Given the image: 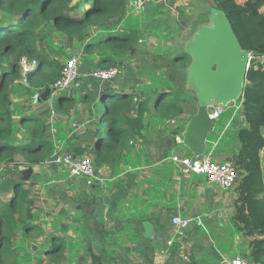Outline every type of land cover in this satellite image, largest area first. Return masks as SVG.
Here are the masks:
<instances>
[{"label": "trees", "instance_id": "16d2710c", "mask_svg": "<svg viewBox=\"0 0 264 264\" xmlns=\"http://www.w3.org/2000/svg\"><path fill=\"white\" fill-rule=\"evenodd\" d=\"M211 2L226 14L242 48L253 55L242 95L238 98L242 100L241 119L244 123L237 132L240 146L227 159L233 160L238 174L232 218L238 229L251 238L249 251L243 257L253 264H264V182L260 158V151L264 148V59H259L264 55V0ZM126 12L127 0H0V178L8 177L15 182L6 200L0 194V264H18L21 260L22 255L14 244L18 232L25 238H36L45 233L42 249L37 253L39 257L36 256L39 260H43L42 256L47 257V263L60 264L67 258L66 240L70 230V223L61 222L62 215L78 224L82 219L84 227L89 223L82 208L79 209L81 217L76 219L66 208L67 205L81 203L84 200L82 196L65 188L56 189V185L49 187L46 183L40 187L55 202L63 203L64 208H60L56 216L61 233L52 228L45 232L38 221V216L46 209L36 204L32 187L39 184L41 177L32 179L31 175L29 180L22 181L19 175L24 168L37 167L52 157L55 146L47 122L51 109H33L32 104L37 97L30 94L31 97L25 100L27 104L20 105L14 112L13 92L19 89L20 97L31 90H53L64 63L55 58V52L43 43L47 32L52 30L63 34L69 46L79 45L83 54L99 51L96 68H120L121 62L139 47L138 30L128 32L120 28ZM44 27L48 29L41 33ZM93 31L94 34L91 33ZM23 56L34 63L24 75V86L19 64ZM153 60V69L162 71L166 86L150 100L151 108L146 101H138L136 112L153 110L159 118L168 120L182 114L193 115L197 104L192 93L184 87L185 69L190 63L188 53L181 48L176 53H161ZM113 82L101 81L99 100L103 103V113L100 119L106 123L108 138L99 134L95 140L92 160L96 168L103 163H111L108 158L117 150L127 132L121 120L127 124L130 122L127 113L134 108L133 98L137 96L118 91ZM63 93L57 96L55 111L68 115L75 98L69 91ZM86 98L87 95L82 94L80 100ZM96 132L99 133V129ZM74 136L78 137L76 133ZM66 150L75 156L88 155L86 146L73 149L70 146ZM50 167L54 169L53 177L57 176V166L51 164ZM87 232L82 233L83 251L87 253L82 258L89 257V260L80 258L76 264H107L104 257L92 248L90 234L93 226ZM104 237V231H101V240ZM78 239L82 240L79 235Z\"/></svg>", "mask_w": 264, "mask_h": 264}, {"label": "crops", "instance_id": "0c3cea01", "mask_svg": "<svg viewBox=\"0 0 264 264\" xmlns=\"http://www.w3.org/2000/svg\"><path fill=\"white\" fill-rule=\"evenodd\" d=\"M157 1L170 10L177 26V29L168 32V35H172L170 40L167 39L169 41L168 46L172 43L175 45L177 40L181 43L184 42L198 24L208 19V17L202 18L201 11L199 12L196 6L192 4V0ZM209 6L212 9V5L209 4ZM192 9L196 10L194 16L191 15ZM206 13L209 16L211 10ZM137 30H140V27ZM181 43L180 45L177 43V46L182 48L183 43L182 45ZM153 46L155 47L152 48ZM139 47L143 53L138 58H141L147 52L145 56L149 58L146 59V64L150 67L153 61V57L150 56L151 53L158 52L155 51V39L152 41V37H150L145 44L143 43ZM137 52L136 50L135 53ZM137 56L138 54L128 56L127 59L121 62L124 73L131 76L127 80H130L131 84L139 83L142 80L138 75L139 72H153L152 67H150V71L147 66L139 69V66L143 67V65H139L137 62L139 59H136ZM78 68H80L79 60ZM88 71L90 72L89 69L82 71L87 73V75L82 76L83 73L81 75L79 70L78 77L82 76L81 81L86 83L84 87L80 84L79 88L81 90L83 87L86 90L96 92L94 98L99 99L103 85L101 81L91 77ZM155 74L158 75V72L155 71ZM116 85L117 90H122L118 84ZM120 85L123 88L126 86L129 91L133 90L126 83ZM86 90L87 98L83 101H75L68 115L56 114V117H60L59 120L54 118L52 112L50 113L47 122L49 125L51 124V136L56 134V131L52 128L55 119L67 125V128L74 127V132H70L69 138H76L73 137L75 133L78 134L87 129L94 130L92 125L87 127L92 120L90 116H85L89 107L86 104L88 107L85 108V103L89 102V94ZM83 92H81V95ZM140 97L151 108L149 98L146 95ZM134 98L135 106L132 111L127 113L130 122L127 124L124 119L121 120V125L127 130L126 135L121 140L117 150L108 158L111 163H103L96 168V179H94L92 186H84V178L72 176L68 167H57L55 172L57 176L53 177L54 169L39 165L33 167V173L36 172V177H41L37 187L41 188L40 185L46 183L49 187L56 185V189L65 188L70 193L76 192L84 200L101 199L103 196L110 200L111 204L105 205V219L101 230L104 231L105 237L102 240L99 239V246L96 250L104 257L107 264H186L189 254L194 255L192 264L197 262H200V264H216L217 260L221 264H228L227 261L230 258H227L226 255L232 253L234 249H241L238 248L239 245H244V249L240 253H247L251 238L238 229L232 218L237 197L235 189L223 190L219 186L209 183L204 176L193 173L185 174L179 163L173 160L175 156H193L190 148L182 142L191 115L182 114L168 120L160 119L150 110L136 112L139 108L137 107L139 102L135 101ZM240 121L242 122L241 125L235 123V127L238 125L237 132L241 126H244L241 114ZM215 123L213 129L208 133L214 139H209L207 135L205 152L208 151L207 144H209V141L214 144V140H217V146L219 145L223 137V131L230 126V124H226L223 130L218 132ZM76 139L87 141L81 137ZM95 140V138L91 139L92 146ZM52 142L61 146L63 151H67V147L59 142L56 143L53 137ZM180 143L189 150L186 148L178 149L177 144ZM80 145L79 143H71L72 149ZM238 145L240 146V144ZM239 146L236 150L233 148L229 152L217 153L215 154L216 159H213H227L238 151ZM188 153L189 155H187ZM260 158L264 182V148L260 151ZM63 171H68L70 177H76L79 181L69 180V177L62 176ZM41 190L43 189L41 188ZM50 198L55 200L52 196ZM60 203L62 206L56 212L63 207V203L55 202L56 205ZM92 206L99 210L101 204L95 202ZM70 208L68 210L72 214ZM73 208L78 209L77 205L74 206V204ZM173 215L199 216L203 221V226L192 224L183 238L175 237V240H173L174 227L171 223ZM74 218L76 217L74 216ZM88 221L86 227L82 225V223L85 224L82 219L80 220L81 224L79 223L80 227L83 226L84 234L88 233L87 230L90 227L93 226V229L95 227L94 221ZM147 221L152 225L153 234L149 242H144L142 234L145 230L144 222ZM73 222L76 224L75 226H78V222ZM73 229L74 227H71L70 224L69 233L71 235H73ZM81 239L82 245H77L79 254L83 252L85 246H83V236ZM170 239H172V244L168 245L167 242ZM146 249L147 252H145ZM77 259L75 264L78 262ZM202 260L205 261L202 262Z\"/></svg>", "mask_w": 264, "mask_h": 264}, {"label": "rangeland", "instance_id": "374dc122", "mask_svg": "<svg viewBox=\"0 0 264 264\" xmlns=\"http://www.w3.org/2000/svg\"><path fill=\"white\" fill-rule=\"evenodd\" d=\"M211 1L212 0H192V4H194L196 6V8L199 12L201 11L200 14H202V16H203L202 18H204V17H208L206 12L208 10L209 11L212 10V9H210V6H209V4L210 5L212 4ZM150 3H154L155 8L151 11L145 12L143 10L135 9L133 7L128 6V0H127V12H126L121 24H120V28L122 30L131 32L134 30L136 31L137 28L140 27V30L137 31L138 32L137 38L139 39L138 45H141L143 43L145 44L150 37H152V41H154V39H155V42H156L155 51H158V52L151 53L150 56H152L153 58L160 55L162 52L176 53L179 49H181L180 46H177V43L180 45L181 41H179V40L175 41V45H173L174 43L170 44V46H168V44H167L169 42V41H167V39L170 40L171 36H172L171 34L168 35V32L169 31L171 32L172 30L177 29V26L174 23V19H173V16H172L170 10L168 8L164 7L163 5H161L160 2L157 0H151ZM191 11H193L191 15L194 16L196 14V10L192 9ZM47 29H48V27H44L40 31L42 33V32H45ZM91 33L94 34L95 31H93ZM91 40H93V38H91ZM43 43L45 45H47L49 50L55 52V55H56L55 58L61 60L62 63H65V61L69 57L76 55L79 58V65H80L79 70L81 72V75L83 73L82 76L87 75L86 72H82V71H85L86 69L87 70L88 69L93 70L96 68L95 65H96V62H97L98 57L100 55L99 51H95L91 54H83L79 45L76 44L74 46V44H73V45L69 46L68 41L65 38V36L59 32H55L54 30L47 32V38L43 40ZM182 43H181V45H182ZM150 45H151V43H150ZM154 47L155 46H153L152 48H154ZM139 48L137 49V51H138L137 53L129 54V56H134L135 54L136 55L138 54L136 59H139V60L137 62L139 63V65H143V67L139 66V69H143L145 66H147L146 59L149 57L145 56V55H147L146 54L147 52H146L144 56H141V58H138L143 53L141 51V49H139ZM154 61L155 60L152 61L151 66H150L152 68L154 67V64H155ZM150 67H148L149 71H150ZM119 69H120V73L114 78L113 83L118 84L122 90H125V92H132V93H135L138 95L143 94V95H146L149 98V100H152L153 97L156 96L155 94L160 92L166 86L167 81L162 76L163 74H162V71H160V70H154L153 69V72L152 71H150V72L147 71L144 73L139 72L138 75L140 76V80L141 79L142 80L139 81V83L131 84L129 82L130 80L127 81L131 76L124 73L122 66ZM21 70H22V68H21ZM141 71H143V70H141ZM155 71L158 72V75L155 74ZM26 72L27 71H21L20 72V76L22 78L21 79L22 85L26 83V82H24L25 81L24 75ZM160 74H161V76H160ZM82 76H80L76 80H74L65 89V91L64 90L53 91V90L46 88L43 91L31 90L29 93H24L22 96L19 97V89L16 88V90L13 92V102H12V107L14 108V112L17 111V109L19 108L20 105L27 104L25 102V100H27L31 97L30 94H33L34 97H37V99L35 100V104L34 105L32 104L33 109L41 111V110H44L46 108H50L51 112L54 115V118H58L60 120V117H56V114H58V113H56L57 111H55V104H56V101L58 98L57 96H59L60 94L63 95V94H65L63 92L69 91V92L73 93L72 95L74 96L76 102L80 101L81 92L84 91L82 94H86V92H85L86 89L83 88L86 83L81 81L83 78ZM133 77H134V75H133ZM79 80L81 81V83ZM18 81H20V79ZM76 81H78V82H76ZM121 83H126V85L131 86L133 88V90L129 91V88H127L126 86L123 88V86L120 85ZM80 84H81V86H83L81 90L79 88ZM86 91L89 94V97H88L89 102L85 101L86 102L85 105L87 104L89 107L87 105L85 107V108L88 107L87 112L85 113V116L86 115L90 116V118L92 120L91 123L89 125H87V127L92 125L94 127V130L99 129L100 132L99 133L96 132L95 139L98 138L99 134L104 135L105 138H108L106 123L104 120L101 121V119H100V117L102 116V113H103V103L98 98H94L96 96V92L91 91V90H86ZM118 91H120V90H118ZM45 99H46V101H45ZM239 101L240 100H236L237 103H239ZM150 111L152 112L153 110H150ZM240 114H241V111H237V110L231 108V106L229 105V106H226L224 113L222 115H220L218 117V119L216 120L215 128L217 129L218 132L222 131L223 127L226 124H230V126L228 127V129L223 131V137H222L221 141L219 142L218 146H217V144H218L217 140H214L215 141L214 144H212L211 141L208 142L209 144H207V150L212 152V154L214 156L213 158H215V154H217V153L219 154L222 151L229 152V151H232L233 148H234V150H236L237 147L239 146L238 144H240V142L237 139L236 133H237L238 125L242 124V122L240 121ZM187 116H189V115H187ZM160 119H162V118H160ZM59 120L55 119V122H53L52 128L56 131V134L51 136V140L53 137L54 140L56 141V143L59 142L64 147H67V148H70L71 143L72 144L79 143L83 146H86L87 154L90 157L95 156V150H94L95 142H94V145L92 146L91 140L90 141H82V140H79L76 138H69L70 132H74L73 131L74 127L67 128V125H64ZM186 121H187V119H186ZM235 123H238V125L236 127H235ZM50 126H51V124H50ZM262 130L264 132V128ZM208 138L214 139L211 135H208ZM177 146H178V149L179 148L180 149L186 148L187 150H189L182 143L177 144ZM208 151H206V152H208ZM187 155H189V153ZM229 157H231V156H229ZM217 160H222V159H217ZM42 165H45V164H42ZM45 166L50 168V165H45ZM61 167H64V166H61ZM63 170H65V169H63ZM95 173H96V166H95ZM32 175H33L32 179H34L36 177V172H34ZM62 176L69 177L68 178L69 180H76L77 182L79 181V179H77L76 177L75 178L70 177L68 171H63ZM32 189H33L34 198L36 200V204L39 206H43L46 209L43 211V213H41L38 216V221L44 226L45 232L49 231V229L52 228V229L57 230L58 233H61L60 232V225H59V223H57L58 219L56 218V216H57L56 211L59 209L60 206H62V204L60 203V204L56 205L55 200L51 199L44 190H41V188H38L37 184L34 185L32 187ZM8 196H10V193H5V194H3L2 199L6 200L8 198ZM60 202H62V201H60ZM70 206H71L70 209L72 210V216L79 217L80 216V211H79L80 208L76 210L75 208H73V204L67 205L66 208L69 209ZM53 208H54V210H53ZM62 218L63 219L61 222L70 223L71 227H74L76 229V231L73 229L74 230L73 235H71L69 233L70 230L67 232V240H66L67 258L64 261H62L60 264H75V260L77 259L78 255H79L78 259L82 258V254H81L82 252L79 254V249L77 248V245H82V241H79L78 235L80 237H82L83 236L82 233H83L84 229H83V227H80L79 224H78V229H77L75 226L76 224L73 221H71V218L65 217L64 215H62ZM19 233L20 232H18V235L14 241L15 246L19 250V255H22L21 260L19 261L18 264H56L54 262L47 263V259H46L47 257L42 256L43 260H39L40 258H38L39 254H37V253H40V250L42 249V243H43V240L45 237V233L41 236L36 237V238H30V237L25 238L21 235V233L20 234ZM172 239L175 240V236H173ZM84 245H85V243L83 244V246ZM243 246L244 245H239L238 248H241V249H234L232 251V253L226 255L227 258H232L234 256H243V254L240 253L244 249ZM145 252H147V249L145 250ZM84 255H87V253H85ZM87 259L89 260V257L82 258L81 260L85 261ZM215 263L221 264L219 260H217ZM89 264H90V262H89Z\"/></svg>", "mask_w": 264, "mask_h": 264}, {"label": "water", "instance_id": "95a60500", "mask_svg": "<svg viewBox=\"0 0 264 264\" xmlns=\"http://www.w3.org/2000/svg\"><path fill=\"white\" fill-rule=\"evenodd\" d=\"M211 5L212 10L207 21L198 24L182 46L183 51L190 57V63L185 69L184 87L192 93V99L197 104V111L190 116L182 142L190 148L193 156L199 158L205 151L207 135L216 121L209 116L206 107L211 104L227 106L238 100L243 92L248 68V52L242 48L229 19L214 3ZM154 8V3L146 4L143 11L148 12ZM167 62L165 59V63ZM77 135L90 141L96 137V130L87 129ZM32 173L33 167L24 168L19 179L27 181ZM14 185L11 178H0V194L11 192ZM95 202L101 204L99 210L92 206ZM107 204L110 205L111 202L106 196L83 200L77 204V208H82L87 219L95 223L90 234L94 250L99 246ZM144 227L143 241L149 242L153 228L148 221L144 222ZM85 253L83 251L82 255ZM188 258L186 264H192L194 255L189 254Z\"/></svg>", "mask_w": 264, "mask_h": 264}, {"label": "built area", "instance_id": "2783aa9c", "mask_svg": "<svg viewBox=\"0 0 264 264\" xmlns=\"http://www.w3.org/2000/svg\"><path fill=\"white\" fill-rule=\"evenodd\" d=\"M151 0H129L128 6L135 9L143 10L146 4H150ZM253 55L248 52V66ZM260 60L264 59V55L259 57ZM79 58L76 55L69 57L61 70V76L53 85V91L66 89L76 78L79 76L78 68ZM22 71H27L30 69L31 64L27 57H21L19 61ZM120 73L118 67H104L95 68L90 70L89 74L91 77L98 79L102 82L113 81L114 78ZM137 97L134 98L135 101H140L143 98L136 94ZM241 111L242 100L237 103L236 101L228 104L227 106ZM226 106L211 104L206 107L209 116L212 119L217 120L220 115L225 111ZM55 149L52 157L47 159L43 164L51 165L54 164L57 167H68L69 172L72 176L83 177L84 186H92L94 179H96L95 165L90 156H73L71 153L62 150L61 146L54 144ZM174 161H177L181 166L182 171L185 174H197L202 175L206 178L209 183L219 186L223 190H229L235 187L237 181V170L234 166L232 159H224L218 161L213 159V154L211 151L205 152L199 158L197 156L190 157H173ZM171 223L174 227L173 236L179 239L185 236V233L192 224L196 226H203V221L199 216H181L173 215L171 217ZM168 245L172 244V239L168 240ZM228 264H253L247 258L243 256H234L227 261Z\"/></svg>", "mask_w": 264, "mask_h": 264}]
</instances>
